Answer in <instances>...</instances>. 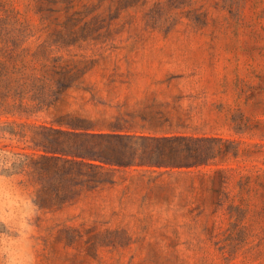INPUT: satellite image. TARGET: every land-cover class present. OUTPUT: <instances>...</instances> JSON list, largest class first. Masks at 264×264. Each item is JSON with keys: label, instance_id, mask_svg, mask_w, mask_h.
Instances as JSON below:
<instances>
[{"label": "rangeland", "instance_id": "rangeland-1", "mask_svg": "<svg viewBox=\"0 0 264 264\" xmlns=\"http://www.w3.org/2000/svg\"><path fill=\"white\" fill-rule=\"evenodd\" d=\"M0 264H264V0H0Z\"/></svg>", "mask_w": 264, "mask_h": 264}, {"label": "trees", "instance_id": "trees-1", "mask_svg": "<svg viewBox=\"0 0 264 264\" xmlns=\"http://www.w3.org/2000/svg\"><path fill=\"white\" fill-rule=\"evenodd\" d=\"M53 129L57 131V128H53ZM75 134H76L77 138H79L80 140L83 141V143L85 141L89 140L88 138L85 137V135H88L86 132L76 131ZM108 135H110L111 138H115L118 141L123 140L125 136L129 137V135H125L122 133L108 134ZM145 138L155 139V140L159 141L158 142L159 144L161 143V141H164L163 143H167L168 141H170L172 144V147H177L176 145H173L175 143L185 142L188 148L196 149V153L194 155L195 157H197L201 154V152L198 149L199 146L191 144V141H199L200 139H202V137L188 136V135H172V136H161V137H159V136H154V137L145 136ZM83 143H81V145L80 144L77 145V151L76 152H78L77 153L78 155L86 156L87 154H91V156L100 157V158H103L105 156L104 153H101V155L98 153H95V151H93V150H95L93 146L88 145V144L84 145ZM55 150L57 151V147H55ZM85 150H91L94 153H86L87 151H85ZM175 152H174V150L171 151L169 154L166 155L167 158H173V156L175 157L176 156ZM111 156L107 157V158H110L113 160H118V159H114V158H118V155H115V157H111ZM42 157H43L42 165H41V167H38L39 170H35V174H37L39 176V178L43 181V186H42L41 190L46 195L43 199L44 205L52 206L55 203H57V194L62 187V185L60 183H57V154L51 155L48 153H42ZM52 159L55 160L54 164L51 163ZM77 161L78 162H85L83 159L77 160ZM88 163L93 165V166L101 165V164H98V163L92 162V161H88ZM53 166L55 168H53ZM93 176L95 177V175H93ZM94 180H97V179L94 178ZM99 180H101V179H99ZM42 205H43V203H42Z\"/></svg>", "mask_w": 264, "mask_h": 264}]
</instances>
